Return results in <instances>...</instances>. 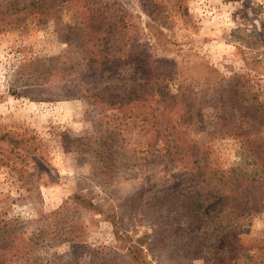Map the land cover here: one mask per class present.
Segmentation results:
<instances>
[{
	"label": "rangeland",
	"instance_id": "rangeland-1",
	"mask_svg": "<svg viewBox=\"0 0 264 264\" xmlns=\"http://www.w3.org/2000/svg\"><path fill=\"white\" fill-rule=\"evenodd\" d=\"M35 1L0 0V258L135 264L128 247L140 244L147 264H208L214 235L204 226L196 233L197 221L174 220L169 192L187 193L189 185L208 192L216 180L187 167L180 154L150 147V124L139 116L152 112L149 105L103 106L74 88L99 26L120 38L111 47L126 44L137 57L161 60L150 61L153 77L177 72L175 93L182 76V92L202 108L196 114L205 125L188 128L184 139L197 141L209 170L237 169L235 187L250 192L249 210L231 223L241 245L264 255V0H42L44 7ZM65 60L75 74L53 78L50 71ZM223 89L244 105L243 116L237 103L226 110L249 142L215 133L223 119L215 95ZM154 98L149 104L156 105ZM236 197L220 194L218 201L238 206ZM178 199L182 213L183 195ZM219 208L211 203L208 212Z\"/></svg>",
	"mask_w": 264,
	"mask_h": 264
},
{
	"label": "trees",
	"instance_id": "trees-1",
	"mask_svg": "<svg viewBox=\"0 0 264 264\" xmlns=\"http://www.w3.org/2000/svg\"><path fill=\"white\" fill-rule=\"evenodd\" d=\"M41 2L42 0L35 1V4L38 5ZM41 7H44V3H41ZM53 7L55 8L56 5H53ZM46 8L50 7L46 6ZM152 25L154 24H150V26ZM154 27L160 29L156 25ZM96 33L99 34L96 38L97 42L92 44L93 48L85 49L87 51L85 55L86 60L83 64L79 65L78 73H80V81L74 88L78 89L81 93L88 91L87 95L91 96L95 102L103 104V106L122 108L129 104L139 107L149 105L152 112L141 111L139 116H141L143 126L150 124L149 130H152L150 147L173 158H177L178 154L186 157V153H189L194 159L189 160L188 158L190 157L185 159L180 157L181 162H185L187 167L189 166L191 169L199 172L200 176L203 172H208L212 180H216L217 182V184L213 183V181L209 183L208 192H202L197 189L191 190V185L187 187V193L184 192L186 190L170 191L169 194L175 196L170 206L174 214V220L180 219V216L188 219L190 223L197 221L199 225L195 226L198 229L196 233L201 231V227L204 226L205 228L202 230L204 233L214 235L211 245H208L209 250L205 259L208 264H264V255L256 252L252 253V247L249 248L239 243V237L234 232V226L231 223L232 220H237L239 216L246 215L249 210L247 204L250 192H240L239 187H235L237 183L235 178L237 169L231 168L229 169V173L228 171L225 173L223 170L221 172L220 167H213L209 170V163L205 162L204 156L200 155L198 157V152H200L201 148L197 144V141L184 139L188 128L197 126L204 129L205 125L203 124V114L201 113L202 108L196 106L192 96L182 92L181 87L184 83L182 76L179 74L178 78L176 77L181 87L178 93H175L170 88V85L172 81L171 77L177 76V72L171 74V71H168V73L167 71H162V74L153 77V75H150L152 67L150 66V61L162 64L161 60H153L151 56L137 57L131 49L126 47V44L124 48H119L117 44L111 47L110 43L113 40L117 42L120 38L115 36L109 37L111 32L109 33L107 29L103 31L100 26L96 30ZM162 34V31H156L155 33V35ZM86 36V40H90L92 37L91 34H87ZM107 38L109 41H106ZM126 39L129 40V37ZM138 47V44H136L134 50ZM64 56L68 57L69 54ZM68 63L69 61L65 60V66L63 65L55 68L56 70L54 71H50L51 76L58 79L65 76L66 73L69 77L75 74V65ZM67 76L66 79L68 81L75 80V78H68ZM108 78H113L117 81L109 83L105 81L103 83V80H107ZM34 84H37L36 87L38 88L40 83L35 81ZM71 92L75 93L76 91ZM228 92L223 89L220 94L215 95L214 102H218L216 106L221 105L223 109V119L219 120L222 124L219 128H216L215 133L225 134L224 132H226L231 135L235 134L241 136L244 142H249L250 137L244 131L245 129L243 130L241 125L234 124L229 120L230 112L227 113L226 110L228 106L232 108L237 103L236 106L238 107L239 105L240 116H243L244 113L246 115L247 112L241 107V105L243 107L244 105H240L239 101H236L235 98L233 100V95ZM232 93H235V91ZM151 94H154L157 98L155 99ZM153 98L156 100V105L149 104ZM196 112H200L202 115L199 114L197 116ZM175 114H177V117H174ZM150 120L151 123H146ZM142 129L144 128L142 127ZM246 179V176L241 175V181H245ZM248 182L251 183V181ZM221 186L228 189L227 194L221 193L219 190ZM220 194L227 197L233 196L234 198H237L236 195L238 194L239 205L235 206L234 203L225 205L226 202L224 200L219 199L218 201ZM181 195H183L184 202V207H181L182 213H180L179 208V204L181 205V203L178 201ZM75 198L81 199L83 205L86 206V200L81 194H76ZM214 202L219 204L220 208L218 211L209 213V205ZM225 216L226 218H224ZM261 247L263 246L259 245L258 249H261ZM5 248L2 247L1 249L4 250ZM128 248L134 253V260L137 264H147L144 257H142L143 248L140 244L131 245ZM208 255L209 257H207ZM21 256L23 255L9 257L6 260L0 258V264H12L16 260L23 258Z\"/></svg>",
	"mask_w": 264,
	"mask_h": 264
}]
</instances>
